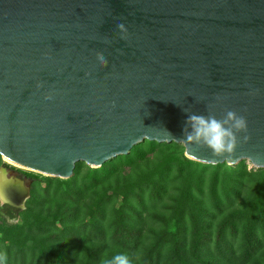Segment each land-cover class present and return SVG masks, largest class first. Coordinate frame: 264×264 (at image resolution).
Returning <instances> with one entry per match:
<instances>
[{
  "label": "water",
  "instance_id": "water-1",
  "mask_svg": "<svg viewBox=\"0 0 264 264\" xmlns=\"http://www.w3.org/2000/svg\"><path fill=\"white\" fill-rule=\"evenodd\" d=\"M228 110L247 121L230 161L180 141L189 114ZM144 141L264 170V0H0L2 159L66 180ZM0 170L24 209L31 181Z\"/></svg>",
  "mask_w": 264,
  "mask_h": 264
},
{
  "label": "trees",
  "instance_id": "trees-1",
  "mask_svg": "<svg viewBox=\"0 0 264 264\" xmlns=\"http://www.w3.org/2000/svg\"><path fill=\"white\" fill-rule=\"evenodd\" d=\"M161 145L66 180L32 175L24 209L0 206L7 264H264V170L254 182L244 161L203 165L174 143L150 164Z\"/></svg>",
  "mask_w": 264,
  "mask_h": 264
},
{
  "label": "clouds",
  "instance_id": "clouds-1",
  "mask_svg": "<svg viewBox=\"0 0 264 264\" xmlns=\"http://www.w3.org/2000/svg\"><path fill=\"white\" fill-rule=\"evenodd\" d=\"M117 27L123 30L125 26L119 24ZM98 59L101 64H107L102 55L98 54ZM243 132H247L246 118L234 110L226 111L221 119H217L214 114L205 116L192 113L187 117L183 130L184 138L180 141L186 145L206 146L211 150L213 157H224L230 161L231 154L240 143L238 134ZM247 139V136H243L244 141ZM6 185L0 187V206L10 203L4 190ZM7 259V253L0 252V264H7ZM101 264H132V261L128 254L120 253L106 257Z\"/></svg>",
  "mask_w": 264,
  "mask_h": 264
},
{
  "label": "rangeland",
  "instance_id": "rangeland-1",
  "mask_svg": "<svg viewBox=\"0 0 264 264\" xmlns=\"http://www.w3.org/2000/svg\"><path fill=\"white\" fill-rule=\"evenodd\" d=\"M176 146L175 145H170V146H165V145H161L158 150H157V155L155 157H152L151 160H150V164L154 163L156 161L157 158H159L162 154L164 153H167L170 149H174ZM178 148L181 150H184L183 146L182 145H178ZM0 161H1V166L2 167H5L6 169H8V171H11L17 178L19 179H23L25 180L26 182L27 181H31L32 183V179H31V176L34 175V176H39V178L41 177H45L44 175H41V174H38V173H35V172H32V171H29L25 168H22V167H19V166H16V165H13L9 162H6L4 159H2L0 157ZM244 164L246 166V169L248 171H253L254 173V182L258 179V177L260 176L259 174L262 172L261 170H257V169H254L253 167H251V165L247 162V161H244ZM236 166V165H235ZM235 166H231V167H235ZM10 173V172H9ZM10 176V175H8ZM31 186V184H30ZM254 186V185H253ZM250 187V186H249ZM251 188V187H250ZM244 195V193H243ZM243 199H241L242 201ZM7 221L8 222H12V223H16L17 221L16 220H11L9 219V217H7Z\"/></svg>",
  "mask_w": 264,
  "mask_h": 264
},
{
  "label": "bare ground",
  "instance_id": "bare-ground-1",
  "mask_svg": "<svg viewBox=\"0 0 264 264\" xmlns=\"http://www.w3.org/2000/svg\"><path fill=\"white\" fill-rule=\"evenodd\" d=\"M6 161V160H5ZM8 162V161H6ZM10 163V162H9ZM12 164V163H11ZM14 165V164H13ZM7 176L5 175L4 171L0 170V187L4 186L5 184H8L9 181L7 180ZM11 182V181H10Z\"/></svg>",
  "mask_w": 264,
  "mask_h": 264
}]
</instances>
